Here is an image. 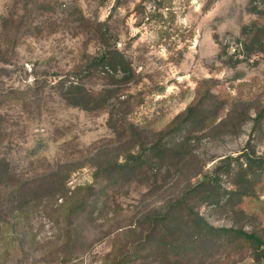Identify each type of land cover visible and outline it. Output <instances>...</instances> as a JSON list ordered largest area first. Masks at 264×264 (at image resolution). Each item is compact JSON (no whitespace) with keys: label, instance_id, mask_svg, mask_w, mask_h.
<instances>
[{"label":"rangeland","instance_id":"rangeland-1","mask_svg":"<svg viewBox=\"0 0 264 264\" xmlns=\"http://www.w3.org/2000/svg\"><path fill=\"white\" fill-rule=\"evenodd\" d=\"M262 111L264 0H0V264H264Z\"/></svg>","mask_w":264,"mask_h":264},{"label":"trees","instance_id":"trees-1","mask_svg":"<svg viewBox=\"0 0 264 264\" xmlns=\"http://www.w3.org/2000/svg\"><path fill=\"white\" fill-rule=\"evenodd\" d=\"M101 40V46L104 45V42L106 41V33H101L100 35ZM88 72L93 71L94 72H102L104 74L110 75V73H117L119 68L125 69V65H123L124 60L121 55H119V52L113 50V49H105L101 50L99 55L92 56L88 61ZM126 71V70H125ZM69 91L65 92V96L62 97L63 99H66L67 94H71L72 100H77L81 98H85L88 96V93L86 91H83L80 86L71 83V87H69ZM68 99V97H67ZM193 109H188V114H192ZM264 119V111L260 112L257 116L256 122L259 123L263 121ZM249 165H251V161L249 160V157H247ZM128 164H123V166H127ZM236 186V185H235ZM237 189L240 190L242 188L241 185L237 184ZM237 190V191H238ZM225 191V190H224ZM236 191V192H237ZM234 191H228L226 190V194L230 197L232 194H234ZM242 195H248L247 193L243 192ZM220 201L218 200L215 202L214 205H218ZM185 209L187 211L188 218L190 219L192 225L195 227L196 230L199 232H204L211 236H223L228 237L230 234H233L234 236H238V238H246L247 244L255 249L259 250L264 246V238L262 236L256 235L254 233H247L244 230L241 229H233V228H215L212 226L205 218H203L201 215H199L198 212H195L194 209L189 205L187 202V198H184L180 200L177 204H170L168 206L169 213L170 212H177V210ZM234 243V242H231ZM235 244H232L234 246ZM264 250V248H263ZM177 260V259H175Z\"/></svg>","mask_w":264,"mask_h":264}]
</instances>
